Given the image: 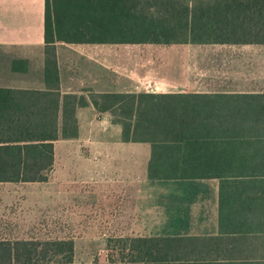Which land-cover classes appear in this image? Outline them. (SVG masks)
Wrapping results in <instances>:
<instances>
[{"label": "trees", "instance_id": "16d2710c", "mask_svg": "<svg viewBox=\"0 0 264 264\" xmlns=\"http://www.w3.org/2000/svg\"><path fill=\"white\" fill-rule=\"evenodd\" d=\"M45 0L44 90L0 88V183L47 181L92 103L148 143L150 180L217 179L219 234L107 240L89 264H264V92L62 93L56 43L264 44V0ZM0 264H78L74 239L0 237Z\"/></svg>", "mask_w": 264, "mask_h": 264}, {"label": "crops", "instance_id": "0c3cea01", "mask_svg": "<svg viewBox=\"0 0 264 264\" xmlns=\"http://www.w3.org/2000/svg\"><path fill=\"white\" fill-rule=\"evenodd\" d=\"M202 1L204 5L222 7L232 5L233 1L234 5L244 4L246 0ZM44 12L45 0H0V88H46ZM135 45L177 46L57 42L61 92L87 97L89 93L142 92L133 90L137 87L133 83L137 81L136 75L121 62L124 59L130 64L136 62L137 58L132 53L111 54L102 60V47ZM212 45L220 47L216 53V64L227 67L212 68L211 79L200 81L201 91L195 92H264V44ZM230 64L241 65L238 66L239 76L237 69L234 72L229 68ZM122 83L128 89L118 90L117 86ZM232 87L241 89L236 91ZM167 92L174 91L162 93ZM76 115L78 137L55 141L54 164L47 181L0 184H31L38 190L37 194L46 195L44 184L54 182L49 198L55 205L60 193L59 184L66 183L70 193L78 194L92 187L94 193L101 194L102 217L109 216L113 229L120 235L212 237L219 234L217 179L150 180L147 177L151 153L148 143L123 142L121 127L112 122L110 113L99 112L92 103L79 108ZM90 184L102 190L94 189ZM104 230L102 227V232ZM102 243L107 257L105 233H102ZM79 249L80 244L75 238L74 262L91 263V260H81L85 253Z\"/></svg>", "mask_w": 264, "mask_h": 264}, {"label": "rangeland", "instance_id": "374dc122", "mask_svg": "<svg viewBox=\"0 0 264 264\" xmlns=\"http://www.w3.org/2000/svg\"><path fill=\"white\" fill-rule=\"evenodd\" d=\"M219 48L218 45L212 44L173 47L108 46L102 47V60H106L105 57L111 54L132 53L137 58L136 62L130 64L125 59L121 62L136 75L137 81L133 83L137 87L133 90L195 92L201 91L200 81L211 79L212 68L227 67L221 66L220 63L219 66L216 64L215 58ZM238 66L229 65L232 71L238 70L237 76L240 74ZM117 87L118 90L128 89L123 83ZM232 88L236 91L241 89ZM60 157L58 154V158ZM33 186L0 184V237L39 240L76 238L80 244V252L85 253V258L81 260L107 263L108 252L105 257L102 233H105L107 240L114 244L120 232L113 229L109 216L102 217V198L99 196L101 194L94 193L92 187H87L83 194L70 193L66 183H63L59 184L60 193L55 205L49 198L50 191L55 186L54 182L44 184L46 187L43 192H46V195L37 194L38 190ZM89 186L102 190L97 185ZM108 226L109 229H106ZM102 227L105 228L103 232Z\"/></svg>", "mask_w": 264, "mask_h": 264}]
</instances>
